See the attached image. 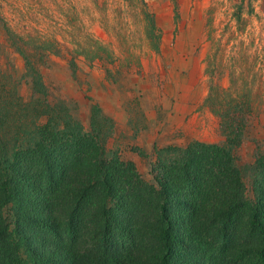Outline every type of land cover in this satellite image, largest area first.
<instances>
[{
    "label": "rangeland",
    "instance_id": "rangeland-1",
    "mask_svg": "<svg viewBox=\"0 0 264 264\" xmlns=\"http://www.w3.org/2000/svg\"><path fill=\"white\" fill-rule=\"evenodd\" d=\"M144 3L155 17L152 33L140 0H0V96L17 91L31 102L18 49L42 53L49 58L40 66L45 100L65 102L144 181L154 183L168 148L191 150L184 160L189 172L203 169L201 182L216 180L205 171L227 155L243 172L264 166V0ZM98 52L113 63L89 62ZM143 197L147 224L154 212ZM144 237L145 248H158Z\"/></svg>",
    "mask_w": 264,
    "mask_h": 264
},
{
    "label": "trees",
    "instance_id": "trees-1",
    "mask_svg": "<svg viewBox=\"0 0 264 264\" xmlns=\"http://www.w3.org/2000/svg\"><path fill=\"white\" fill-rule=\"evenodd\" d=\"M140 3L152 33L155 17ZM18 52L33 96L30 103L17 91L0 96V264H264L263 165L243 172L227 155L205 171L216 180L201 182L203 169L189 172L184 160L191 150L168 148L150 184L85 131L65 102L45 100L40 66L49 58ZM100 52L88 61L113 63ZM144 195L154 212L147 224ZM147 232L158 248H145Z\"/></svg>",
    "mask_w": 264,
    "mask_h": 264
}]
</instances>
